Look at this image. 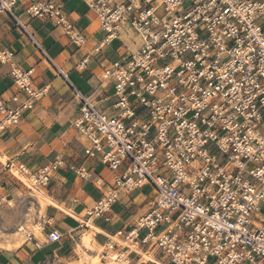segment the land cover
I'll use <instances>...</instances> for the list:
<instances>
[{
  "label": "built area",
  "instance_id": "2783aa9c",
  "mask_svg": "<svg viewBox=\"0 0 264 264\" xmlns=\"http://www.w3.org/2000/svg\"><path fill=\"white\" fill-rule=\"evenodd\" d=\"M19 1L0 0V13L46 56L16 15ZM82 1L104 32L100 44L119 37L125 25L139 38L104 68L93 92L71 84L79 101L73 125L88 142L84 153L99 155L114 174L112 182L96 180L103 191L86 209L84 224L105 215L120 192L145 185L153 191L149 212L108 237L102 258L111 253L118 264H147L142 252L156 249L173 264H264V216H255L264 207V0ZM24 13L52 21L71 43L85 46L54 0L31 1ZM13 55L0 47V63L9 66L16 89L13 107L0 100V134L46 92ZM108 82L113 93L98 96ZM62 163L6 166L39 188ZM72 168L87 177L84 167ZM18 231L42 247L30 230ZM61 236L51 230L44 240Z\"/></svg>",
  "mask_w": 264,
  "mask_h": 264
},
{
  "label": "crops",
  "instance_id": "0c3cea01",
  "mask_svg": "<svg viewBox=\"0 0 264 264\" xmlns=\"http://www.w3.org/2000/svg\"><path fill=\"white\" fill-rule=\"evenodd\" d=\"M31 1L38 0H20L16 15L27 23L46 56L21 32L11 16L0 13V47L11 49L13 62L22 69H31L33 84L46 88L32 109L23 110L19 123L0 134V228L21 225L31 229L33 240L42 242V247L35 249L32 242L25 241L23 234L10 235V246L0 237V264H89L84 254L95 256L97 247H103L108 237L118 229L130 228L139 216L149 212L153 191L150 187L144 193L149 186L145 185L135 189L138 192L134 195L135 190L120 192L118 201L105 215L91 218L87 225L84 224L86 209L103 191L96 180L112 182L114 174L101 162L99 155L91 157L84 153L88 142L73 125L79 101L71 84L84 94L93 92L100 84L104 68L136 48L139 38L125 25L119 37L100 44L104 32L97 28L93 13L82 0H54L86 39L85 46H76L61 26L44 18L29 19L24 9ZM83 58L87 62L81 68L77 65ZM15 92L9 66L0 63V100L7 107H13L15 103L11 97ZM112 93L111 82L96 92L98 96ZM19 98L23 99L24 94L20 93ZM2 117L0 114V119ZM56 158L62 159V165L53 172L48 184L39 188L27 186L23 176L6 166L8 162H22L35 170ZM72 167H84L87 177H81ZM21 204L23 211L19 209L18 215L7 221L6 210L15 206L13 210L16 211ZM31 204L36 206L37 212L32 211ZM51 230L62 236L57 241L45 242L44 237ZM86 236L90 238L84 241ZM17 239L19 241L14 242ZM142 253L141 259L147 264H173L159 250ZM132 257L133 261L137 259Z\"/></svg>",
  "mask_w": 264,
  "mask_h": 264
},
{
  "label": "rangeland",
  "instance_id": "374dc122",
  "mask_svg": "<svg viewBox=\"0 0 264 264\" xmlns=\"http://www.w3.org/2000/svg\"><path fill=\"white\" fill-rule=\"evenodd\" d=\"M249 167V166H248ZM22 179H23V181L26 183V185L27 186H29V187H31V188H35V187H33V186H31V184H30V182L27 180V179H25L24 177H22ZM150 190V186H147L145 189H144V193H147L148 191ZM138 192V190H135L132 194L134 195V194H136ZM23 204V203H22ZM22 204L18 207V210L16 209V211L15 210H13V208H16L15 206L14 207H12L10 210H6L7 212H6V216H7V221L8 220H12V219H14V217H16L17 215H18V211H19V209L20 210H22L20 207L22 206ZM31 205H33V204H31ZM41 205H42V203H41ZM13 210V211H12ZM33 210H36V206L35 205H33V208H32V211ZM23 211V210H22ZM26 211V210H25ZM34 212V211H33ZM36 212H37V210H36ZM22 213V215H24V212H21ZM255 216H257V217H261V216H264V207L263 206H261L260 207V209H259V212L258 213H255ZM29 217V216H28ZM19 226H21V225H19ZM19 226H17L16 228H7V227H5V228H0V237L2 238V239H4L5 240V243H6V245L8 246H10V235H12L13 233H16V235L17 236H22V233L21 232H19L18 231V227ZM25 227V226H24ZM27 230H31V229H27ZM17 241H19V239H17L16 241H14V242H17ZM1 246V245H0ZM85 246V248H89V246H86V245H84ZM92 248H93V246H92ZM95 253V256H93V257H89V256H86L85 254H84V260L85 261H87V262H89V264H102V263H105V264H109L111 261L109 260V258H106V259H104V258H102V255H104V254H102L103 253V247H100V246H98L97 247V251L96 252H94ZM211 261H213V259H211ZM82 262V261H81Z\"/></svg>",
  "mask_w": 264,
  "mask_h": 264
},
{
  "label": "bare ground",
  "instance_id": "6f19581e",
  "mask_svg": "<svg viewBox=\"0 0 264 264\" xmlns=\"http://www.w3.org/2000/svg\"><path fill=\"white\" fill-rule=\"evenodd\" d=\"M88 237L89 236H86V237H84V241H87L88 240ZM90 238V237H89ZM110 255V257H109V260L111 261V262H114V264H118V263H116L113 259H114V256H113V254H109Z\"/></svg>",
  "mask_w": 264,
  "mask_h": 264
}]
</instances>
